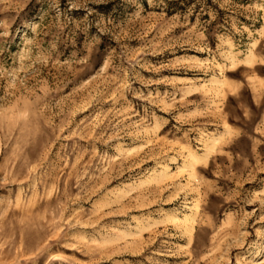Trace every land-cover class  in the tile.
<instances>
[{
	"label": "rangeland",
	"instance_id": "1",
	"mask_svg": "<svg viewBox=\"0 0 264 264\" xmlns=\"http://www.w3.org/2000/svg\"><path fill=\"white\" fill-rule=\"evenodd\" d=\"M0 264H264V0H0Z\"/></svg>",
	"mask_w": 264,
	"mask_h": 264
}]
</instances>
